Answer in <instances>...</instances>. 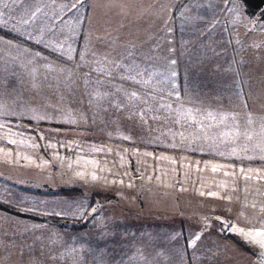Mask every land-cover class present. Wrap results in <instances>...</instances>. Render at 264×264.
<instances>
[{"label": "rangeland", "instance_id": "obj_1", "mask_svg": "<svg viewBox=\"0 0 264 264\" xmlns=\"http://www.w3.org/2000/svg\"><path fill=\"white\" fill-rule=\"evenodd\" d=\"M212 55L210 48L201 59L212 61ZM229 65L221 72L231 73ZM80 71L77 81L70 75L63 79V85L72 86L64 94L72 104L59 109L28 101L20 108L22 102L4 103L0 95V200L73 219L70 228H62L0 209V261L59 262L61 253L67 260L66 251L85 240L69 229L97 227L102 215H140L134 228L172 227L179 234L188 232L191 245L199 242L200 232L205 238L223 235L231 245L236 241L225 235L238 232L230 226L245 231L264 226V180L257 178L264 175V152L256 147L264 143L263 93L247 92L251 88L244 77L242 85L223 78L232 93L198 92L212 91L214 81L222 80L212 69L201 70V77L209 75L207 87L188 86L197 81L178 77L171 93L163 87L140 93L124 76L117 82L121 91L100 95L104 102L98 104L87 99L86 73ZM106 82L114 85L113 79ZM249 113L251 126L246 124ZM93 173L98 179L92 180ZM63 186H78L84 194L53 193ZM97 191L111 196L101 198ZM209 191L231 199L208 196ZM240 236L247 255L264 264V248Z\"/></svg>", "mask_w": 264, "mask_h": 264}, {"label": "crops", "instance_id": "obj_2", "mask_svg": "<svg viewBox=\"0 0 264 264\" xmlns=\"http://www.w3.org/2000/svg\"><path fill=\"white\" fill-rule=\"evenodd\" d=\"M262 14L264 6L253 11L244 0H0V28L16 36L0 33L1 99L22 102L20 108L28 101L59 109L72 104L64 96L72 86L63 79L77 81L80 70L87 99L98 104L104 102L100 95L121 91L117 82L124 76L140 93H158L157 87L173 88L178 77L205 88L209 75L201 77V70L212 69L222 80L214 81V90L198 92L232 93L223 78L237 85L244 77L247 92L264 94ZM207 47L212 61L201 59ZM226 62L229 74L221 72ZM137 218L102 215L97 227L69 229L85 240L66 251L67 260L61 253L59 262L0 264H255L246 248L223 235L200 232L194 246L188 232L172 227L134 228Z\"/></svg>", "mask_w": 264, "mask_h": 264}, {"label": "trees", "instance_id": "obj_3", "mask_svg": "<svg viewBox=\"0 0 264 264\" xmlns=\"http://www.w3.org/2000/svg\"><path fill=\"white\" fill-rule=\"evenodd\" d=\"M249 6V5H248ZM249 8L251 10H256L254 8H252L251 6H249ZM0 33L8 36V37H16L15 35L9 33L8 31L0 28ZM11 120H16V121H28L30 123H36V121L32 120V119H21V118H15V117H10ZM154 147V145H152ZM32 191H36V192H40V193H47V191H43L41 189L35 190L33 189ZM83 189L78 187V186H63L61 187L58 191H54L53 193L57 194H64V195H83ZM96 196H99L101 198H107L110 197V193L108 192H95ZM0 209L11 213L13 215L16 216H23L27 219L30 220H37V221H43V222H47L53 225H57L59 227L62 228H70L71 225L69 224V222H71V220H73L71 217L68 216H63L60 215L58 213H54V212H43L40 210H36V209H22L20 206L13 204L11 202H7V201H3L0 200ZM76 228V227H75ZM237 236H231L229 234H226L225 236H230L231 238H233L239 245H241L242 247L247 249V246L244 245V241L243 239H241L242 237L236 233ZM239 237V238H238ZM241 237V238H240Z\"/></svg>", "mask_w": 264, "mask_h": 264}, {"label": "snow or ice", "instance_id": "obj_4", "mask_svg": "<svg viewBox=\"0 0 264 264\" xmlns=\"http://www.w3.org/2000/svg\"><path fill=\"white\" fill-rule=\"evenodd\" d=\"M262 15H264V14H262ZM131 96L135 97L136 93H132ZM116 107L119 108V105H117ZM246 124L248 126H251L253 124V119H252L251 113H249L247 115ZM260 127H261V131L264 132V123H261ZM237 131H238V129H237ZM251 138H252V136L249 134L248 139H251ZM256 147H260L261 151L264 152V143L258 144V145H256ZM261 159H264V156H262ZM213 171H215V169H213ZM240 171L243 173L244 169H240ZM249 171H253V170H249ZM254 171L259 173L262 170L257 169ZM76 175L79 176L81 179H85V173H83V172H78V173H76ZM245 178L251 179V177H248V176H245ZM257 178L264 180V175L258 176ZM96 179H98V177L93 173L92 174V180H96ZM149 179H151V177H149ZM114 183H115V181H114ZM120 183H123V181H120ZM128 186L132 187L133 185L129 184ZM181 190H184V189H181ZM201 195H204V193H201ZM207 195L211 196V197L231 199V197H219L218 193L211 192V191H209L207 193ZM252 207L255 208V205L253 204ZM93 211H95V209H93ZM261 211H264V208H262ZM241 215H243V213H241ZM229 230L233 231V232H238L245 239L249 240L252 243L259 244L260 247L264 248V226H261L260 228H257L255 230L250 229L249 231H245L243 228H239L236 226H230Z\"/></svg>", "mask_w": 264, "mask_h": 264}, {"label": "water", "instance_id": "obj_5", "mask_svg": "<svg viewBox=\"0 0 264 264\" xmlns=\"http://www.w3.org/2000/svg\"><path fill=\"white\" fill-rule=\"evenodd\" d=\"M244 1L254 9H259L264 6V0H244ZM222 227L226 229L225 224H222Z\"/></svg>", "mask_w": 264, "mask_h": 264}]
</instances>
